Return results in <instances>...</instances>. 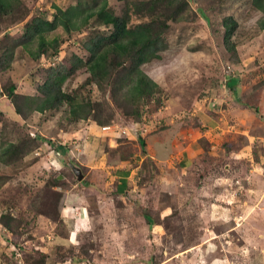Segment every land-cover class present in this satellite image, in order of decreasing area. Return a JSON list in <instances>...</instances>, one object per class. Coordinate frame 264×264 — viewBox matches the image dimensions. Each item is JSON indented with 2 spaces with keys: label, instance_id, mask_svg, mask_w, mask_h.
Segmentation results:
<instances>
[{
  "label": "rangeland",
  "instance_id": "374dc122",
  "mask_svg": "<svg viewBox=\"0 0 264 264\" xmlns=\"http://www.w3.org/2000/svg\"><path fill=\"white\" fill-rule=\"evenodd\" d=\"M23 1L25 18L12 22L0 16V63L11 59L6 69L0 66V264H264V12L254 0H168L172 11L157 10L182 18L170 20L159 57L141 66L158 88L152 97L133 102L139 117L127 115L131 108L118 101L124 93L119 79L126 72L103 91L85 67L78 69L63 89L79 101L101 105L98 113L111 117L103 124L93 114L76 120L68 105L45 113L25 108V117L16 116L6 95L9 86L21 95L42 96L39 88L50 69H70L74 55L87 61V39L111 32L90 26L69 36L60 28L49 35L61 40L59 60L53 63L52 51L34 60L16 43L27 19L53 18L55 1L38 13L31 11L39 0ZM58 1L63 9L78 2ZM151 1L156 0L108 3L117 15L129 11L135 27L150 20L143 3ZM229 17L237 22L233 48L225 41ZM233 79L236 89L229 86ZM134 120L145 129V151L138 142L141 132L117 137L102 130ZM88 121L102 133L89 132ZM157 135L183 144L162 166L142 160L148 149H156L151 137ZM111 140L118 145L112 147ZM60 143L72 150L64 153ZM190 143L198 148H187L191 163L181 165ZM11 144L19 153L5 158L3 149ZM81 155L92 157L95 171L138 164L134 183L143 191L125 202L112 199L113 180L109 189L100 184V194L87 187L93 177L83 186L75 169L87 174L91 166L81 164ZM67 190L79 199L73 200L77 205L66 204ZM80 210L91 213L84 228L78 225Z\"/></svg>",
  "mask_w": 264,
  "mask_h": 264
},
{
  "label": "trees",
  "instance_id": "16d2710c",
  "mask_svg": "<svg viewBox=\"0 0 264 264\" xmlns=\"http://www.w3.org/2000/svg\"><path fill=\"white\" fill-rule=\"evenodd\" d=\"M143 4L149 10L150 20L139 23L135 27H130L129 11L123 16L117 15L110 8L108 0H78L77 4L66 9L54 5L56 11L52 19L45 14L27 19L24 37L16 43V46L24 47L34 60L40 59L49 51H52L53 56L59 54L61 40L59 38L50 40L49 35L60 28L69 36L90 26H105L111 28V32L97 34L87 39L84 45L90 53L87 61L74 55L70 69L65 66L50 69L45 82L39 88L42 96L21 95L16 92L14 85L9 86L6 89V95L14 104L16 116L25 117V108L31 112L45 113L68 105L71 115L76 120H87L93 114L95 120L103 124L104 120L107 121L111 117L107 116L104 119L103 113H98L101 105H94L90 101H79L63 89V83L78 69L85 67L90 74L91 82L103 91L117 81L116 75L121 71L126 72L125 76H119L122 83L119 90L124 93L120 95L118 101L131 108L127 111V115L139 117L141 115L139 109H132L133 102H142L152 97L158 88V84L141 70V66L159 57V52L165 45L164 34L169 28L170 20L182 18L180 14L171 12L173 4L168 0H156ZM254 5L264 12V0H254ZM159 8H167L171 11H157ZM156 11L160 14L156 15ZM0 16H10L12 22L25 18L24 1L0 0ZM225 26V41L229 48H233L231 40L237 28V22L229 17L225 20ZM33 43L37 44L36 49L30 50V45ZM9 63L11 59L6 65L0 63L2 70L6 69ZM237 85L238 80L233 79L231 83L229 82V86L235 89ZM142 145L145 147L144 142ZM3 150L2 154L6 156L5 158L19 153L17 144H11ZM6 219L8 218L3 216L2 223L8 226Z\"/></svg>",
  "mask_w": 264,
  "mask_h": 264
},
{
  "label": "crops",
  "instance_id": "0c3cea01",
  "mask_svg": "<svg viewBox=\"0 0 264 264\" xmlns=\"http://www.w3.org/2000/svg\"><path fill=\"white\" fill-rule=\"evenodd\" d=\"M44 1H47L48 6L45 4ZM54 1H55V3H53ZM39 2L40 3H38V4H40V5L38 7H35V9H33V10L31 9L32 10L31 13L37 12L38 9H41V10H45V8H46V10L48 8L51 9V6L53 4L54 5L55 4L56 5L59 4V1L58 0H50V2H49V0H39ZM43 2H44V5H41V4H43ZM1 100H3V98H1L0 101ZM88 122H89V124L87 125V128L89 127V129H90L89 132L91 131L93 133H96L95 131H98L97 129H99L100 130V133H102L101 132V128H100L101 126L95 125L94 122H92V121H88ZM84 132H87L86 128L84 129ZM82 134H83V131H82L81 136H80L81 138L84 136V135L82 136ZM144 134H146V132ZM144 134L140 135L141 138L138 136V138H139L138 139V142H139L140 146L142 147V150L143 151H145L144 148H146V149L149 148L148 147V144H147V141L144 138ZM74 135L75 134H73V136ZM151 138H153L152 144L155 143L157 145L156 146V149H153L152 148L153 145H150V148H152L151 151H149V149H148V153L146 154V157H143L142 160H144V158H151L158 166H162V165H164V162H168L169 160H163V159L166 158L167 156L169 158H171V155L176 150V148H178V147H180V146L183 145L181 143L180 144L179 143L171 144L169 142L170 139H168L167 136L157 135V136H153ZM156 138L157 139L159 138V139L156 140ZM111 141L112 142L110 143V145L112 147L118 145V143L115 140H111ZM143 142L146 143L145 147H143V145H142ZM60 144H62V145L65 146V147L63 146L61 148L64 153H67L68 151H70V149L72 150L71 147H68L67 145H65L66 143H60ZM187 148L188 149L189 148H192L194 150L195 149L197 150L198 147H197L196 144L193 145V144L190 143L189 146H186L183 149L185 153H184V156L180 160L181 165H187L188 164V166H189L190 163H191V158H190V155L188 154ZM76 149L73 152H75V154L77 155L78 153H76ZM82 156L83 155H81L80 157L77 156L78 157V160H80V162H82L81 164L83 165V163H87V164H85L86 166H91L90 164L94 161L92 159V157L91 156L89 157V155H88V156H86V157L83 158ZM71 158H72V156H71ZM121 164H115L116 165V168H114V170L113 169H110L109 171L108 170H105V167H103L104 169H102V167H101L99 171H95L94 169H92L93 168L92 166L91 167H88L89 168V171H87V174L86 173L83 174V172L81 171L82 172V175H83V178L82 179H79L80 180L79 183L82 184L83 186H86L87 183L85 182V179L87 177H93L94 180L89 181V182H91V185H89L87 187L88 188H91L92 191L97 192V193L100 194V193H103V191L101 192V189H99V188H101L100 184L103 183V182L105 184H108L107 186H108V189H109V188H111L110 187L111 186V182H108V180H113L112 183L114 182L113 184H114L115 187L113 188L114 189V194L111 195L112 199L113 198H117L118 200L125 201V200L128 199V196L129 195L133 198L132 193L134 195L135 191H138V189H140L141 191H143L142 188L138 187L134 183V178L139 173V171H138L139 170V167H138L139 165L136 164V167H134V163L132 164L131 162L130 163L121 162ZM110 165H112V164H110ZM88 173H89V175H88ZM113 173H114V175H113ZM97 174H98V176L96 178V175ZM70 191L71 190H67V193H66V196H65L66 197V200H67L66 201V204H68V206H73V205L75 206V205L78 204V203H76V201H79V199L70 197L69 196ZM103 195H104V197H106L105 194H103ZM73 200H76V201L73 202ZM79 208L81 209L82 207H79ZM84 211H81L80 210L77 213L78 225H79L80 228L87 227L91 223V220H92L91 219V213H89V211L88 212H84Z\"/></svg>",
  "mask_w": 264,
  "mask_h": 264
},
{
  "label": "built area",
  "instance_id": "2783aa9c",
  "mask_svg": "<svg viewBox=\"0 0 264 264\" xmlns=\"http://www.w3.org/2000/svg\"><path fill=\"white\" fill-rule=\"evenodd\" d=\"M61 56V52L52 58L53 63L58 61ZM52 63V65H53ZM102 130L104 133L117 136V137H124V136H129L132 133L139 134L140 132L144 134L143 127H141L140 122L132 121L128 125H118V124H113V125H108V126H103Z\"/></svg>",
  "mask_w": 264,
  "mask_h": 264
},
{
  "label": "water",
  "instance_id": "95a60500",
  "mask_svg": "<svg viewBox=\"0 0 264 264\" xmlns=\"http://www.w3.org/2000/svg\"><path fill=\"white\" fill-rule=\"evenodd\" d=\"M75 173L78 175L79 179L83 178V175L80 169H75Z\"/></svg>",
  "mask_w": 264,
  "mask_h": 264
}]
</instances>
